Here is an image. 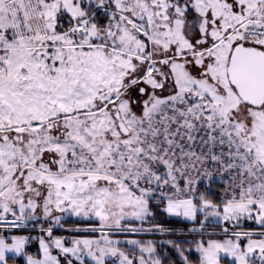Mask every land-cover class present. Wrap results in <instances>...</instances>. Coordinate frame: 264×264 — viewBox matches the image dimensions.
Wrapping results in <instances>:
<instances>
[{
    "label": "rangeland",
    "instance_id": "374dc122",
    "mask_svg": "<svg viewBox=\"0 0 264 264\" xmlns=\"http://www.w3.org/2000/svg\"><path fill=\"white\" fill-rule=\"evenodd\" d=\"M83 5L106 15L105 26ZM263 10L264 0H0V122L21 120L7 145L0 135V154L19 166L2 200L33 214L6 219L25 225L7 232L32 229L36 218L46 226L37 233L66 229L59 250L39 238L40 257L48 250L64 264H159L153 240L170 242L147 235L169 232L149 224L150 202L187 223L199 215L229 231L263 227L264 106L242 103L226 76L237 44L264 50V37L248 41L239 28L246 14L264 19ZM132 77L144 97L123 87ZM49 157L57 167L42 163ZM33 173L38 180L27 182ZM215 181L228 182L230 204L196 196ZM72 220L95 226H61ZM243 240L199 244L201 264L213 254L264 264V240ZM31 258L25 264L40 262Z\"/></svg>",
    "mask_w": 264,
    "mask_h": 264
},
{
    "label": "trees",
    "instance_id": "16d2710c",
    "mask_svg": "<svg viewBox=\"0 0 264 264\" xmlns=\"http://www.w3.org/2000/svg\"><path fill=\"white\" fill-rule=\"evenodd\" d=\"M169 2H178L181 3H189L192 0H167ZM81 9L85 12V16L88 18H93V22L99 26H105L108 18L106 15L101 13L99 10H96L95 7L92 5H83ZM63 19V20H62ZM68 19L67 14H63L59 20H62L61 25L59 26H66V20ZM228 182L219 183V181L209 182L208 187L210 186L211 189L209 191H205L203 187L200 188L198 185L196 196L203 195L205 199L208 200L211 204L214 205H221V203H229L227 201L228 194L226 192V185ZM207 187V188H208ZM203 189V190H201ZM236 201V200H232ZM198 202V201H195ZM165 203L162 202H150L148 204V209L150 213L149 217V224L155 229H160L167 231L169 233L165 234H151L147 235L149 238H166L170 244L161 243L160 240H153V246L155 250V258L157 259L159 264H198L199 256L196 252V248L200 243H206L207 240L224 237L221 232L229 231V226L223 224H215L212 222H200L199 215H197L196 220L194 223H187L182 221L179 218H174L168 215L164 211ZM16 214V213H15ZM18 216V214H16ZM27 216V215H26ZM25 216V217H26ZM28 217V216H27ZM30 218V217H29ZM29 228L33 227H46L43 226L44 224L40 221H35L29 219ZM47 225V224H46ZM85 225L95 226V223H87L84 221L79 220H72V221H64L61 226L62 227H81ZM192 228H196V232H192ZM32 229H25L24 231H16V232H7V231H0V235H3L7 238L9 236L15 234H21L26 238V245L24 253L19 257H8L6 262L9 264H25V258L32 257L38 259L40 257V250H39V233ZM191 231V232H190ZM52 236L56 237H63L64 231H55L52 232ZM184 236H191L192 238H186ZM144 237V236H143ZM166 241V240H165ZM172 245V246H171ZM121 245L118 248L121 249ZM131 255H137V252L131 251L126 247L122 249ZM180 253L182 255H180ZM184 255V256H183ZM64 257L59 255V263L64 264ZM222 264H235L234 262L228 260L227 258L220 259ZM72 264H90L87 261H79V262H72ZM106 264H115L114 262L108 260Z\"/></svg>",
    "mask_w": 264,
    "mask_h": 264
},
{
    "label": "crops",
    "instance_id": "0c3cea01",
    "mask_svg": "<svg viewBox=\"0 0 264 264\" xmlns=\"http://www.w3.org/2000/svg\"><path fill=\"white\" fill-rule=\"evenodd\" d=\"M263 13H264V10H263ZM247 18H254L253 13L248 14V15L246 14L244 16V18L241 19V21L239 23H242ZM14 114L16 115L17 113H14ZM19 122H21V120H16V119H15V121H11V123H10L11 125L6 124L5 121L0 122V128L2 129V130H0L1 142H4L5 145H7L9 143V141L5 140L6 139L5 137L9 136V133H7V131H11L12 128L14 129L17 124L19 125ZM22 122H24V120H22ZM5 134H7V135H5ZM12 147H14V146H12ZM17 149L18 148H16V150ZM0 158H1L0 159L1 160L0 161L1 162V165H0V218L11 219L14 216H16V214L27 215L28 217L31 218V216L28 215L29 213L32 214L31 209L29 207L25 208L24 206H21L19 204L18 200H15L14 198H10V199L6 198L5 200H2L3 194L5 192H7L8 190H10L12 188L13 184L15 183L14 179L16 177L15 175L17 173V169H18L17 167H19V166L17 165L16 157H12V158L6 157L4 150L1 151ZM37 178L38 177L33 173V174H29V176L27 177L26 180H27V182L29 180H32L33 182H35L36 180H38ZM13 181H14V183H13ZM22 205H23V203H22ZM32 216H33V214H32ZM33 219L37 220L36 218H33ZM38 229H41V228H38ZM239 229H241V228H239ZM61 230L65 231L66 229H61ZM51 234H52V231L51 232L47 231L45 233L44 232L39 233L38 236H39V238L42 235L47 236V240H49V241H47L45 244L48 245L49 244L48 242H50V244H52L54 246L55 250H59V247H60L59 244L61 242L60 241L61 237L51 236ZM220 234H222L224 236V237H221L222 239L214 238V239L207 240L206 243H203V244L200 243V244H202V246H205L208 244V241L226 242L230 238H241V239L243 238L244 240L255 238V239H259V240H264L263 239L264 238V226L260 227V228L255 227V229L244 230V231H238V230L227 231L226 230L224 232H221ZM227 236H230V238H228ZM16 237H20V239H16ZM53 238H56V239L53 240ZM244 240H243V242H244ZM25 245H26V238L21 234H18L15 236H13V235L9 236L8 240L5 236L0 235V264H9L6 262V259L8 257H19L23 253ZM197 250H198V247L196 248V252L198 254L199 252ZM249 255H252V253H250ZM198 256H199L198 264H201V257L199 254H198ZM39 258H41V259H37V261H40L38 263H32V261H27L26 264H60L59 259H57V257L54 254L52 255V253H50L48 250L44 251L43 254H41V257H39ZM239 258H240V263L235 258H234V260H232V262H234L235 264H248L247 263L248 260L251 259L250 257L244 258L243 256H239ZM220 259H221V257H218L216 254H213L214 262H212V264H221Z\"/></svg>",
    "mask_w": 264,
    "mask_h": 264
},
{
    "label": "water",
    "instance_id": "95a60500",
    "mask_svg": "<svg viewBox=\"0 0 264 264\" xmlns=\"http://www.w3.org/2000/svg\"><path fill=\"white\" fill-rule=\"evenodd\" d=\"M226 76L242 103L256 109L264 106V50L237 44L231 50ZM120 127L127 132L122 124Z\"/></svg>",
    "mask_w": 264,
    "mask_h": 264
},
{
    "label": "built area",
    "instance_id": "2783aa9c",
    "mask_svg": "<svg viewBox=\"0 0 264 264\" xmlns=\"http://www.w3.org/2000/svg\"><path fill=\"white\" fill-rule=\"evenodd\" d=\"M248 19L246 23L248 24L245 27H242V36L246 40L258 41L264 37V19L257 20ZM24 228L25 225L21 219V222L8 221L6 219H0V231H11Z\"/></svg>",
    "mask_w": 264,
    "mask_h": 264
},
{
    "label": "flooded vegetation",
    "instance_id": "af4514ba",
    "mask_svg": "<svg viewBox=\"0 0 264 264\" xmlns=\"http://www.w3.org/2000/svg\"><path fill=\"white\" fill-rule=\"evenodd\" d=\"M123 87L125 89H130L131 91H133V94L137 93L140 97H144L145 96V89L143 87H141V80L138 77H132L131 79L128 80V83H125L123 85ZM132 94V95H133ZM190 98V97H189ZM133 105L134 107L138 104L136 102L135 99H133ZM140 109V108H139ZM108 112H110V116L111 118H113L114 123H115V127L116 129L123 135V136H128L129 134V130H127L124 126V123L121 121V117L118 111V108L116 107V105H111L110 107H108L107 109ZM116 115H118V117L116 118ZM121 124L124 126V128L127 130V132H123L122 129H120ZM57 126H54V130L57 131ZM63 130L60 131V133ZM62 134V133H61ZM45 160L42 163H49V166L52 168L57 167L56 163L54 162L53 158H44Z\"/></svg>",
    "mask_w": 264,
    "mask_h": 264
}]
</instances>
